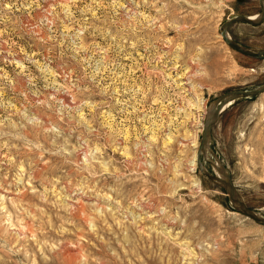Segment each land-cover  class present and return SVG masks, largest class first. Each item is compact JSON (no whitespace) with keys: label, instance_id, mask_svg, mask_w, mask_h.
Instances as JSON below:
<instances>
[{"label":"rangeland","instance_id":"1","mask_svg":"<svg viewBox=\"0 0 264 264\" xmlns=\"http://www.w3.org/2000/svg\"><path fill=\"white\" fill-rule=\"evenodd\" d=\"M261 11L0 0V264H264V225L197 165L213 104L264 85V57L221 36ZM229 33L264 50V22ZM211 128L205 167L264 215V94Z\"/></svg>","mask_w":264,"mask_h":264},{"label":"water","instance_id":"2","mask_svg":"<svg viewBox=\"0 0 264 264\" xmlns=\"http://www.w3.org/2000/svg\"><path fill=\"white\" fill-rule=\"evenodd\" d=\"M261 5V13H260V19L254 20L250 16H236L234 19L228 20L225 22L221 28V36L223 40L234 50H237L241 54H244L246 56H253V57H264V50L260 48H246L241 43L237 42L236 40H233L230 36L229 30L234 26L236 23H244V24H250L255 27L263 25L264 22V0H259ZM264 94V85L251 90H243V89H236V91H231L223 95L219 100H217L209 112L208 120L204 126V133L202 135L201 141H200V147L197 153V165L200 170V172L203 173L204 177H206L209 182L211 181L215 186H219L223 188L226 193L228 194L229 200H231V203L233 207L239 212L245 215L246 217L250 218L254 222L264 225V215L260 214L259 212L252 210L243 200L242 196L238 193V190L236 186H234L233 182L231 181L230 177L228 176L227 171L223 169L221 164L212 162L213 164V172L208 170L204 163L202 155H205L206 148L208 147V144L210 146V138H211V126L214 124V122L222 116V113L233 106L237 101L244 99V98H251L254 96H258ZM208 152V151H207ZM219 164L221 167L216 166ZM215 167L221 169L220 170L225 177L220 178L216 172Z\"/></svg>","mask_w":264,"mask_h":264},{"label":"bare ground","instance_id":"3","mask_svg":"<svg viewBox=\"0 0 264 264\" xmlns=\"http://www.w3.org/2000/svg\"><path fill=\"white\" fill-rule=\"evenodd\" d=\"M260 16H261V15L258 14V15L252 16L251 18L254 19V20H259V19H260ZM207 148H208V147H207ZM207 148H206V150H208ZM204 152H205V151H204ZM195 160H196V158H195ZM194 163H195V162H194ZM195 164H196V163H195ZM219 167H220V165H219ZM218 170H219V169H218ZM221 174H222V172H220L218 175L221 176ZM222 175H223V174H222ZM223 177H225V175H223Z\"/></svg>","mask_w":264,"mask_h":264}]
</instances>
